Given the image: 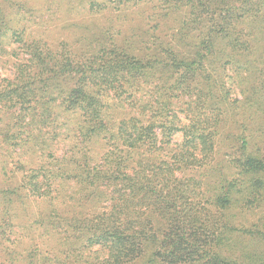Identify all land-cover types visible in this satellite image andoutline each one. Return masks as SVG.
<instances>
[{
  "label": "trees",
  "instance_id": "trees-1",
  "mask_svg": "<svg viewBox=\"0 0 264 264\" xmlns=\"http://www.w3.org/2000/svg\"><path fill=\"white\" fill-rule=\"evenodd\" d=\"M68 1L140 32L0 0V264H264V0Z\"/></svg>",
  "mask_w": 264,
  "mask_h": 264
},
{
  "label": "rangeland",
  "instance_id": "rangeland-1",
  "mask_svg": "<svg viewBox=\"0 0 264 264\" xmlns=\"http://www.w3.org/2000/svg\"><path fill=\"white\" fill-rule=\"evenodd\" d=\"M47 1L49 2L48 5L42 7V2ZM35 3L36 7L34 6ZM26 5L28 8H35L34 11L29 10L27 14V19L30 20V29L35 30L33 33H39L50 41L70 39L78 33L79 36L87 37L90 33L107 31L115 37L116 35L126 37V35H131L134 32H140L136 27L141 16L135 8L123 11L128 16L127 19L120 20L117 18L119 12L114 9L110 12L105 10L102 12L91 11L84 4L68 0H27ZM103 12L104 15L99 14ZM83 30L85 33H80ZM9 69L10 64L2 62L0 75L7 76L10 73Z\"/></svg>",
  "mask_w": 264,
  "mask_h": 264
}]
</instances>
